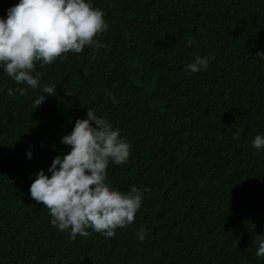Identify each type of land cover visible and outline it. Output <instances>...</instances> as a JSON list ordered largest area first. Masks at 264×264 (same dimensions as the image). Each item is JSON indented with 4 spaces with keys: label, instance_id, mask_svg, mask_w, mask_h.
I'll use <instances>...</instances> for the list:
<instances>
[{
    "label": "trees",
    "instance_id": "obj_1",
    "mask_svg": "<svg viewBox=\"0 0 264 264\" xmlns=\"http://www.w3.org/2000/svg\"><path fill=\"white\" fill-rule=\"evenodd\" d=\"M90 2L105 13V47L38 64L41 85L57 86L38 108L41 88L0 68V264H264V148L253 147L264 136V0ZM17 3L0 0V18ZM196 56L208 68L189 74ZM17 88L27 94H7ZM88 109L131 144L106 183L143 201L113 238L88 229L73 241L29 190L70 151L62 137Z\"/></svg>",
    "mask_w": 264,
    "mask_h": 264
},
{
    "label": "clouds",
    "instance_id": "obj_2",
    "mask_svg": "<svg viewBox=\"0 0 264 264\" xmlns=\"http://www.w3.org/2000/svg\"><path fill=\"white\" fill-rule=\"evenodd\" d=\"M104 16L90 0H19L8 9L7 19L0 18V68L17 85L41 88L43 94L34 102L38 108L46 96H54L57 86L41 85L37 65H51L86 47H105L95 39L108 30ZM210 59L196 56L186 71L206 70ZM27 88L8 89L7 94L23 96ZM109 96L115 103L111 93ZM86 116L76 120L72 132L62 137L70 151L53 159L50 176L39 171L29 190L32 199L48 209L51 224L61 232L70 230L73 241L78 235L89 236L88 229L113 238L117 229L134 222L143 201V193L135 186L123 193L106 183L109 163L124 164L131 144L93 109ZM238 138L239 132L234 133L233 139ZM253 147L264 148V136L257 135ZM27 155L31 159V152ZM147 234L141 228L138 239L143 242ZM256 243V256L264 257V237L257 236Z\"/></svg>",
    "mask_w": 264,
    "mask_h": 264
}]
</instances>
